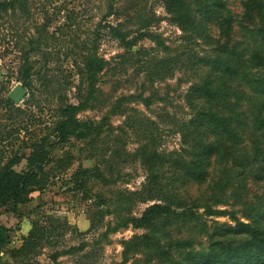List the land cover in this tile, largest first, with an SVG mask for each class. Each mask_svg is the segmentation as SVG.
I'll list each match as a JSON object with an SVG mask.
<instances>
[{
	"label": "rangeland",
	"instance_id": "rangeland-1",
	"mask_svg": "<svg viewBox=\"0 0 264 264\" xmlns=\"http://www.w3.org/2000/svg\"><path fill=\"white\" fill-rule=\"evenodd\" d=\"M226 1L210 26L199 0H0V172L43 169L0 264H264V0ZM202 107L225 122L189 137Z\"/></svg>",
	"mask_w": 264,
	"mask_h": 264
},
{
	"label": "trees",
	"instance_id": "trees-1",
	"mask_svg": "<svg viewBox=\"0 0 264 264\" xmlns=\"http://www.w3.org/2000/svg\"><path fill=\"white\" fill-rule=\"evenodd\" d=\"M177 1L181 2L182 0H174V4H176ZM203 2L204 4H207V5L202 4ZM199 3H200L199 8H198L199 10L198 9L197 10L201 13V15L206 16L208 20L207 23H209V25L212 22L215 23V20L222 17V15L230 14V10L227 7L228 3L226 0H199ZM5 4H8V3L5 2ZM193 8H194L193 5L192 6L189 5V7H186V6L182 7V11L184 10V14L186 15V18L187 17L190 18L191 20L190 23L194 21L193 20L194 18H191V16H188V14L190 13L189 9L193 10ZM175 11L176 10H174V12ZM190 23L187 24V26H185V24L183 23H180V24L182 27H185V30H189L192 27ZM92 70H94V65L91 66V69H89V72ZM206 83L207 84L205 85L199 86L201 90L200 89L198 90L202 92H192V94H197V93L203 94L204 93V96H207L209 100H210V97H215L217 95L216 94L217 91H215L211 87L209 82H206ZM199 97L196 98L195 101L191 102L194 107H196L195 102H199L198 101ZM203 100L200 101L198 104L202 103L205 105ZM8 101L12 102L10 99ZM201 109L196 111V114L194 116L195 118L192 121V127L190 125V127L192 128V131L191 133L188 134L189 137H192V135L194 134H196V136L203 134L205 137L206 134L204 132L208 131L206 133L209 135L211 128L214 126L217 127L215 123L223 126V123L225 122V119L223 117L221 118L215 115L210 108H207L206 110L205 108L202 107ZM78 110H81V106L68 107V109L64 111L66 113L65 118L59 120L56 123V126L54 128V133L52 136H50L54 138V144H53L54 147L56 144L60 145V144H64L68 142L69 138L75 134V131L77 127L79 126V124L77 123L78 120H76L74 114ZM205 124H207L206 127H204ZM220 125L219 127H221ZM213 129L214 128H212V130ZM191 145H193V147L198 152H194L195 161L189 164L188 167L186 166V171L190 169L191 172L189 173H191L192 176H197L195 175V173L199 171H203V173L206 172L205 170L209 166L208 161H210L209 152L211 153L213 151L216 152L217 143L216 142H205L203 138H201V140L199 138V139L194 140L193 144L191 142ZM36 158H38L37 155L30 157V161H33V164L31 165V167L34 168V169L31 168L30 171L17 172L16 170L12 169V167L6 166L0 172V208L12 209L11 211L16 213L18 211L19 205L24 204L27 201V199H30L28 196L30 195L31 191H33V188L36 186V183L39 177V172L43 170L42 166L41 168H39V164L34 165ZM43 158L44 157L41 158L40 156L38 162L43 161ZM45 159H48V158L45 157ZM177 162L179 164L180 161H177ZM200 175L202 174H199L198 176ZM0 237H1V233H0Z\"/></svg>",
	"mask_w": 264,
	"mask_h": 264
},
{
	"label": "water",
	"instance_id": "water-1",
	"mask_svg": "<svg viewBox=\"0 0 264 264\" xmlns=\"http://www.w3.org/2000/svg\"><path fill=\"white\" fill-rule=\"evenodd\" d=\"M28 90L22 84L16 85L8 94V98L14 103L21 102L27 96Z\"/></svg>",
	"mask_w": 264,
	"mask_h": 264
}]
</instances>
